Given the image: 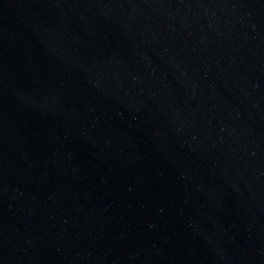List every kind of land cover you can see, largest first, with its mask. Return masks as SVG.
Masks as SVG:
<instances>
[{
  "label": "water",
  "instance_id": "water-1",
  "mask_svg": "<svg viewBox=\"0 0 264 264\" xmlns=\"http://www.w3.org/2000/svg\"><path fill=\"white\" fill-rule=\"evenodd\" d=\"M0 264H264V0H0Z\"/></svg>",
  "mask_w": 264,
  "mask_h": 264
}]
</instances>
